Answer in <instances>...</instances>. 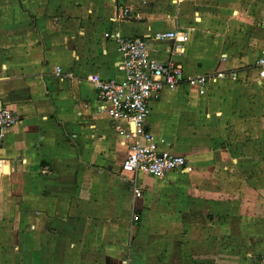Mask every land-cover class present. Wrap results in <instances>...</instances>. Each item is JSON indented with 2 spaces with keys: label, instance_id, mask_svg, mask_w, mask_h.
I'll list each match as a JSON object with an SVG mask.
<instances>
[{
  "label": "crops",
  "instance_id": "crops-1",
  "mask_svg": "<svg viewBox=\"0 0 264 264\" xmlns=\"http://www.w3.org/2000/svg\"><path fill=\"white\" fill-rule=\"evenodd\" d=\"M173 30H189L184 53L155 39ZM117 32L206 78L165 90L147 120L191 170L122 172L130 142L89 80L125 77ZM263 56L264 0H0V108L18 117L0 146V264H165L130 239L132 221L148 223L147 203L183 190L190 203L238 206L250 235L264 221Z\"/></svg>",
  "mask_w": 264,
  "mask_h": 264
},
{
  "label": "built area",
  "instance_id": "built-area-1",
  "mask_svg": "<svg viewBox=\"0 0 264 264\" xmlns=\"http://www.w3.org/2000/svg\"><path fill=\"white\" fill-rule=\"evenodd\" d=\"M123 11V16L128 15ZM108 37L109 34H107ZM121 54V64L125 71L122 80L102 79L94 76L89 79L96 87L97 97L102 102L118 134L129 141V151L122 164V172L134 177L144 172L154 177H165L172 172L191 170L189 159L163 149L148 128L150 105L160 100L165 90H174L185 81L200 84L206 78L197 80L185 78L183 66L174 60L166 62L153 58L149 46L143 37H124L114 34ZM190 37L189 30H173L155 35L157 40H171V52L184 53ZM256 66L264 75V56L257 60ZM56 74L70 76L58 67ZM187 79V80H186ZM189 79V80H188ZM18 122V117L7 107L0 108V146L6 132ZM134 181V180H133ZM135 196L142 195V189L135 184Z\"/></svg>",
  "mask_w": 264,
  "mask_h": 264
},
{
  "label": "rangeland",
  "instance_id": "rangeland-1",
  "mask_svg": "<svg viewBox=\"0 0 264 264\" xmlns=\"http://www.w3.org/2000/svg\"><path fill=\"white\" fill-rule=\"evenodd\" d=\"M145 174L142 173L141 178L147 180ZM176 194L163 201L154 198V203H147L145 214L150 213L148 216L151 215V218L148 223H143L140 218L134 219L132 224L138 228L133 234L130 232L133 235L130 239L139 237V244L147 251L153 250L155 256L160 252L161 262L167 260L165 264H174L175 258L183 262L187 259V264L190 259L192 264H264V221L259 215L255 224L250 225L253 227L250 235L244 236L239 231L244 222L241 221L243 213L238 206L229 203L209 205L201 200L194 204L188 202L189 195L184 190ZM261 206L264 207V204ZM181 216L183 220H180ZM188 216L197 219L195 225H201L203 229H192ZM174 245L177 248L181 245L194 248L192 252H182L178 248V253H175ZM146 264H153L150 255Z\"/></svg>",
  "mask_w": 264,
  "mask_h": 264
}]
</instances>
